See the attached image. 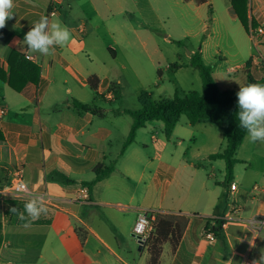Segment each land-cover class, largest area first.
<instances>
[{"label": "crops", "instance_id": "obj_1", "mask_svg": "<svg viewBox=\"0 0 264 264\" xmlns=\"http://www.w3.org/2000/svg\"><path fill=\"white\" fill-rule=\"evenodd\" d=\"M53 2L14 0V17L0 29L3 72L9 73L8 57L18 47L34 57L33 63L41 68L39 83H29L20 92L0 79V108H6V114L0 118V131L4 136L0 140V188L8 183L11 168L23 166L24 181L32 197L41 198L48 209L47 214L36 220H21L11 209L23 212L27 200H0L3 236L0 264H13L7 258L11 252L19 255L17 264H148V248L141 247L133 237L143 209L189 218L179 246L172 249L170 244L164 245L160 264H239L246 249L241 241L244 225L228 222L222 235L212 240L204 236V229L208 219L229 215L234 200L242 204V219H264V186L257 180L247 185H238L234 180L237 191L231 193L230 188L221 185L225 178L212 185L214 165L223 160L211 161L208 157L213 152H204L205 148L184 147L186 140L196 143L194 129L203 130V134L210 121L194 126L180 122L171 138L165 135L164 123L159 125L164 133L161 136L153 130L156 121L149 122L138 130L135 141L121 154L133 124L132 116L124 111L133 109L112 107L116 98L111 85L121 87L122 99L127 78L144 86V77L126 78L119 71L116 74L113 63L105 64L101 72L92 68L102 50L109 52L115 63L120 55L126 57L127 50L136 45L158 51L160 57H164L165 53L160 52L164 41L157 32L164 33L171 18L178 22L185 37H196L201 28H209L211 35L230 20L240 24L231 10L230 0L203 3L200 0H56L61 10L50 17L48 12ZM249 6L250 17L257 27L263 26L262 6L257 3L254 8L253 4ZM41 16L59 20L71 31L70 42L62 48L57 46L54 55L30 53L22 43ZM245 35L254 41L251 34L245 31ZM201 43L200 54L208 64L211 47L218 44L211 36L203 38ZM189 54L192 56L195 52ZM263 66L264 58L250 52L233 72L239 68L260 80L264 75ZM122 69L126 66L122 65ZM61 71L65 77L60 76ZM91 76L100 81L97 92L87 84ZM173 78L178 84L176 88L180 89L178 86L183 84L184 77ZM214 78L223 90L247 82V74L245 80L243 77ZM191 85L193 88L184 94L203 92L202 79L191 81ZM233 89L237 88L233 86ZM74 100L92 105L96 111L79 112L73 105ZM148 133L150 137L146 139L144 135ZM261 143L255 142L248 156L236 158L247 163L252 159L253 149ZM244 150L247 152L249 147ZM201 158L215 162L212 170H207L209 167L202 163L197 165ZM114 160L116 168L110 176L91 189L82 184L94 178L96 166L108 165ZM54 171L76 183L64 185L51 180ZM249 203L253 204L250 211ZM13 225L17 226L14 231ZM78 230L84 234V242ZM262 255L264 227L256 244L255 257L259 261Z\"/></svg>", "mask_w": 264, "mask_h": 264}, {"label": "trees", "instance_id": "obj_2", "mask_svg": "<svg viewBox=\"0 0 264 264\" xmlns=\"http://www.w3.org/2000/svg\"><path fill=\"white\" fill-rule=\"evenodd\" d=\"M205 1L200 0V3ZM230 2L232 12L237 16L244 30L248 34H251V28H256L257 23L250 17L249 0H230ZM25 55V49H21L20 47L14 49L8 57L9 73L6 74L0 68V79L17 92L22 91L29 83H39L41 79L40 66L27 60ZM249 64L250 62L247 63L248 66ZM191 65L200 69L203 92L182 94L176 90L172 98L160 101H155L152 94L147 91L141 92L139 94L140 108L138 110L127 109L124 111L132 116L133 124L130 134L123 145L121 154L135 141L138 130L145 127L149 122H163L165 135L167 138H171L182 117H186L187 123L191 126L200 122L213 121L223 128L226 144L221 151L209 155L208 158L211 161H224L225 179L221 185L228 189L235 180V166L239 163V160L236 158L237 151L248 135L247 131L239 126V119L236 116L238 112L236 93L239 90L221 89L213 77L211 66L204 61L200 53H195L191 56ZM246 74V85L249 83L264 84V75L262 79L257 80L249 71ZM99 82L96 76H91L87 80V84L95 92L98 90ZM111 90L114 92L116 100H120L122 97L121 87L117 84H112ZM73 105L79 112L96 111L94 106L85 105L77 100L73 101ZM3 138V133L0 131V140H3ZM115 168L116 160L110 162L108 165L101 163L93 170L94 178L82 184L91 189L97 182L110 176ZM50 179L64 185L76 183L74 179L58 171L52 172ZM212 220L214 221V224H212L214 234L216 237L221 236L224 226L228 222L223 217L211 218L208 219L205 229L209 228ZM188 223L189 218L185 215L155 213L154 231L145 245L150 254L148 264H160L165 244H170L172 249H176L179 246ZM78 235L81 242H84V234H81L78 230ZM2 242V227L0 226V248Z\"/></svg>", "mask_w": 264, "mask_h": 264}, {"label": "rangeland", "instance_id": "obj_3", "mask_svg": "<svg viewBox=\"0 0 264 264\" xmlns=\"http://www.w3.org/2000/svg\"><path fill=\"white\" fill-rule=\"evenodd\" d=\"M254 2L257 3V5L262 6L264 10V0H249V5L253 4V8L255 5ZM61 7H59L60 10ZM243 29L244 28H242L241 24L230 20L225 23V27L219 29L218 31H214L211 35L208 33V31H210L209 28H201L200 33L196 35V37H193V35L185 37L178 22L174 18H171L167 21V28L164 33L157 32L160 39L164 41L160 47V52L165 53L164 57H160L158 51L150 48L149 50H146L141 46L136 45L134 48L127 50L125 53L126 57L120 55L115 63L113 62L109 52L102 50L101 52L99 51L100 53L98 52V57H95L92 68L97 70V72H101L105 69V64L113 63L117 68L116 74L119 71L122 72L123 77L126 78L144 77L142 81L144 86L138 84L134 79L130 80L127 78L128 81L124 82L123 85L125 98L123 97L121 100H115V102L112 103L113 108L120 109L128 107L133 110H138L140 108L139 94L143 91H147L152 94L153 99L155 101H159L162 99L172 98L176 90L183 94V92H189V90L193 88L191 81L199 78L201 79V73L198 67L191 65V56L189 52L194 51L195 53H200V49L202 47L201 40L210 36L218 44V46H215L214 44L212 45L210 55L207 58L209 62L208 65L212 68L213 77H243L245 80L246 73L244 70L238 68L235 72H230L229 69L232 67L236 68L241 61L246 60L250 52L255 57L264 58V34L256 37V40L254 39V41H251L246 37L245 30ZM225 60L227 61L225 62ZM122 65L126 66L125 70L122 69ZM132 69L136 73H139V75H135ZM159 69L161 70V73H159ZM60 76L65 77L62 71L60 72ZM173 77H184V79H182L183 84L178 86L180 89L176 88L178 84L175 82ZM157 82L159 84L158 87L156 86ZM236 82L238 81L236 80ZM244 85H246V83H241V86ZM233 86L239 90L240 84L237 83V85ZM233 86L230 89H233ZM105 105L110 106L109 104ZM155 123L156 125L153 127L154 132L163 136L164 133L161 131L159 126L163 125V122L156 121ZM185 123H187V118L182 117L181 124ZM207 125L208 128L203 134H201L203 130L199 128H191L194 129V133H196L198 140L196 143L193 142L194 144H191L189 140H186L184 147L189 148L192 146L194 150L205 148L203 150L204 152H213V154L221 151L226 144L223 128L221 125L213 121L208 122ZM144 136L148 139L150 134L148 133ZM253 144L254 143L250 142L247 137L243 150H241V152L238 151L236 157L244 158L246 154L250 153ZM248 147L249 150L246 152L244 149H247ZM250 156L252 159H248L247 163L239 162L236 165L235 180L238 185L240 183L247 185L253 180H257L259 185L264 186V142L253 149V154ZM203 159H199L196 162L197 165L202 163L203 165H207L209 167L207 170H212L211 165L215 162ZM223 166L225 167L224 161H218L215 163V170L213 169L215 178L210 179L212 185H214V182L217 180L225 178V169ZM252 207L253 204L249 203V211ZM16 228L17 226H12L13 231ZM125 256L127 255L125 254ZM7 258L11 260L13 264H17V262H19V255L17 253L11 252Z\"/></svg>", "mask_w": 264, "mask_h": 264}, {"label": "clouds", "instance_id": "obj_4", "mask_svg": "<svg viewBox=\"0 0 264 264\" xmlns=\"http://www.w3.org/2000/svg\"><path fill=\"white\" fill-rule=\"evenodd\" d=\"M14 7V0H0V29H3L6 22L14 17ZM71 39V31L66 25L48 16H41L25 34L22 43L27 46L30 53L49 56L55 54L57 46L65 47ZM236 96L238 105L236 116L239 119V126L247 131L250 142H264V84L240 85ZM11 211L21 220L27 218L36 220L42 214H47L48 209L41 198L34 196L24 203L23 212L17 208H12ZM254 264H264V255L259 261H254Z\"/></svg>", "mask_w": 264, "mask_h": 264}, {"label": "built area", "instance_id": "obj_5", "mask_svg": "<svg viewBox=\"0 0 264 264\" xmlns=\"http://www.w3.org/2000/svg\"><path fill=\"white\" fill-rule=\"evenodd\" d=\"M59 10V5L56 4L54 0L52 9L48 12V16L53 17ZM251 36L253 39L262 36L264 34V26L251 28ZM25 58L31 62H34V57L30 54H26ZM234 71V68L230 69ZM6 114V108H0V118H3ZM9 181L3 187L0 188V200L1 201H14V200H27L32 197V194L24 181V168L23 166H15L9 171ZM23 186V187H21ZM230 191L236 192L237 185L232 183L230 186ZM242 204L236 200L232 202L231 211L229 215L223 217L227 222H237L244 225V233L242 236V242L246 245V249L241 254V260L239 264H254V261H258L255 257L256 255V244L258 238L261 235V231L264 227V219L253 218L251 220H244L241 217ZM154 217L155 213L148 209H143L139 212L138 219L134 227V235L136 238L143 242V247L146 245L147 240L152 236L154 231ZM212 224L208 229H204V236L208 239H214L216 235L212 230Z\"/></svg>", "mask_w": 264, "mask_h": 264}, {"label": "water", "instance_id": "obj_6", "mask_svg": "<svg viewBox=\"0 0 264 264\" xmlns=\"http://www.w3.org/2000/svg\"><path fill=\"white\" fill-rule=\"evenodd\" d=\"M133 237H134L135 239H137L138 244H139L141 247H143V242H142L141 240H139L138 238H136L135 235H133Z\"/></svg>", "mask_w": 264, "mask_h": 264}]
</instances>
